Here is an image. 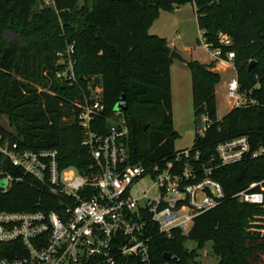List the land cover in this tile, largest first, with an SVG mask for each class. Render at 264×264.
<instances>
[{"label":"trees","instance_id":"obj_1","mask_svg":"<svg viewBox=\"0 0 264 264\" xmlns=\"http://www.w3.org/2000/svg\"><path fill=\"white\" fill-rule=\"evenodd\" d=\"M53 2L46 7L42 0H0V114L16 132L0 127L2 139L17 143L21 150L56 151L61 169L88 173L92 159L81 145L76 104L93 97L99 88L104 109L91 127L93 132L106 134L110 120L121 121L127 129L130 164L152 167L175 162L173 60L164 39L150 35L149 28L159 10L190 4L205 43L218 46L219 32L231 39L227 50L234 52L240 88L250 92L256 104L230 109L218 119L219 73L212 70L213 64L188 62L193 115H205L210 125L203 135L195 134L187 162L200 178L202 167L211 169V178L221 184L225 199L195 217L187 235L172 231L167 236L156 225H146L148 264H198L196 253L184 248L186 240L199 246L210 242L217 264H264V224L249 225L264 212V205L232 198L252 183H257L252 191L264 192V156L217 166L215 152L218 143L239 136H246L253 150L264 146V0H83L82 6L77 0ZM70 46L75 76L71 85L56 77L63 69L56 54ZM122 96L126 108L116 116ZM7 174L18 180L0 192V212L60 213L65 204L73 205L0 154V177ZM14 246L0 244V260L14 257ZM124 261L142 264L131 259L118 264Z\"/></svg>","mask_w":264,"mask_h":264},{"label":"built area","instance_id":"obj_2","mask_svg":"<svg viewBox=\"0 0 264 264\" xmlns=\"http://www.w3.org/2000/svg\"><path fill=\"white\" fill-rule=\"evenodd\" d=\"M42 2L46 7L54 5L53 0ZM217 40L216 47L204 41L203 46L211 61L223 63L233 72L225 87L230 109L254 106L256 100L251 93L240 88L234 52L227 50L232 46L231 39L219 32ZM72 55V46L57 55L63 69L56 77L70 85L75 82ZM94 93L76 104L77 123L83 133L81 145L88 148L92 159L88 173H78L72 167L61 169L56 151L21 150L17 143L0 136V154L13 167L73 202L72 206L65 204L60 213L0 212V244H15L14 257L1 259L0 264H118L125 259L148 264L146 225H156L167 236L172 231L187 235L195 217L224 201L223 188L211 178V169L202 167L200 178L190 167V149L176 151L175 162L163 161L152 167L130 164L123 122L110 120L106 134L91 130L104 109L100 89ZM198 119L204 123L199 133L203 135L210 122L205 115ZM215 152L217 166H226L264 156V146L253 150L248 138L239 136L218 143ZM193 160H198V153ZM180 164L182 168L175 167ZM144 179L151 185L142 186ZM17 180L9 174L0 177V192L8 191ZM256 185L250 184L232 198L263 206L264 192L252 191Z\"/></svg>","mask_w":264,"mask_h":264},{"label":"rangeland","instance_id":"obj_3","mask_svg":"<svg viewBox=\"0 0 264 264\" xmlns=\"http://www.w3.org/2000/svg\"><path fill=\"white\" fill-rule=\"evenodd\" d=\"M77 4L82 6L84 2L83 0H77ZM149 34L161 36L165 43L170 46L171 51L177 52L188 62L197 61L207 66L213 64L212 70L219 68L221 72L223 71L222 67H225L222 65L220 68L217 66L218 63L211 61L210 53L204 49L202 33L198 30L193 8L190 4L175 7L172 11L159 10ZM58 54H63V52H58L56 55ZM246 64V62L243 63V67H246ZM235 69L237 73L239 70L237 68ZM225 71L224 74H219L220 80L215 88L216 112L218 117L224 116L230 110V105L225 97V87L227 81L233 76V72L227 66ZM170 88L172 127L177 134L174 139L173 148L175 151L190 149L195 134L202 132L204 123L201 119L195 118L193 115L189 69L187 65L176 60H173L170 67ZM120 103L125 104L123 100ZM67 121L66 119L62 120L63 123H67ZM0 127L11 134H16L14 127L10 125L8 118L3 114H0ZM141 185L150 186L151 181L144 179ZM262 224H264V212L251 221L249 225L254 227L255 225ZM184 248L188 252L194 251L196 253L197 257L195 261L198 264H217V258L212 252L210 242H205L199 246L197 241L186 240L184 242Z\"/></svg>","mask_w":264,"mask_h":264},{"label":"water","instance_id":"obj_4","mask_svg":"<svg viewBox=\"0 0 264 264\" xmlns=\"http://www.w3.org/2000/svg\"><path fill=\"white\" fill-rule=\"evenodd\" d=\"M216 1L219 2V0H216ZM169 58L172 59V60H176V61H178V62H180V63H182V64H185V65L188 64V61L185 60L183 57H181V56H180L177 52H175V51H170V53H169ZM253 64H254V62L251 61V62L249 63V68H250ZM122 99H123V96L121 97V100H122ZM125 108H126L125 104H123V103H119V104L116 106L115 110L118 111V112H121V111L125 110ZM146 128H147V125H144V126H143V129L145 130ZM166 258H167V259H170V255H166Z\"/></svg>","mask_w":264,"mask_h":264},{"label":"crops","instance_id":"obj_5","mask_svg":"<svg viewBox=\"0 0 264 264\" xmlns=\"http://www.w3.org/2000/svg\"><path fill=\"white\" fill-rule=\"evenodd\" d=\"M153 24H154V22H153ZM153 24L151 25V27L153 26ZM151 27L149 28V31H150V29H151ZM153 36H157V37H159L157 34L156 35H153ZM159 38H161V36L159 37ZM168 46V45H167ZM169 48H170V46H168ZM170 50H171V48H170ZM172 65V64H171ZM225 66V67H222V72L219 70V68L218 69H216V68H214L213 69V71H215V72H218L219 74H221V73H223L224 74V71H225V69H226V65L225 64H223V63H218L217 64V66H219L220 68H221V66ZM225 68V69H224ZM226 72V71H225Z\"/></svg>","mask_w":264,"mask_h":264}]
</instances>
